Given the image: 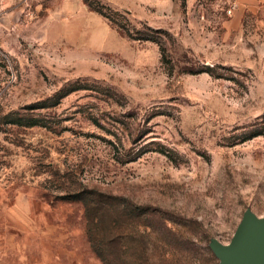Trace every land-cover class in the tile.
Returning <instances> with one entry per match:
<instances>
[{"label":"rangeland","instance_id":"1","mask_svg":"<svg viewBox=\"0 0 264 264\" xmlns=\"http://www.w3.org/2000/svg\"><path fill=\"white\" fill-rule=\"evenodd\" d=\"M89 190L117 197L102 222ZM246 210L264 217V0H0L8 261L218 264Z\"/></svg>","mask_w":264,"mask_h":264},{"label":"water","instance_id":"2","mask_svg":"<svg viewBox=\"0 0 264 264\" xmlns=\"http://www.w3.org/2000/svg\"><path fill=\"white\" fill-rule=\"evenodd\" d=\"M209 247L218 264H264V217L246 210L231 240L223 244L213 239Z\"/></svg>","mask_w":264,"mask_h":264},{"label":"trees","instance_id":"3","mask_svg":"<svg viewBox=\"0 0 264 264\" xmlns=\"http://www.w3.org/2000/svg\"><path fill=\"white\" fill-rule=\"evenodd\" d=\"M79 201L82 203L84 208V214L87 220H96L102 222L106 216V211L111 209L117 197L99 193L93 190L83 191L79 194ZM116 213L117 210H114Z\"/></svg>","mask_w":264,"mask_h":264},{"label":"crops","instance_id":"4","mask_svg":"<svg viewBox=\"0 0 264 264\" xmlns=\"http://www.w3.org/2000/svg\"><path fill=\"white\" fill-rule=\"evenodd\" d=\"M241 2H244L247 4L249 0H241ZM13 253H15V250H14V245H13L12 233H10V235H7V234H3L0 232V264H14L13 262L7 260L8 255L9 254L13 255ZM27 261L28 259L23 260V257H22L21 260H19L18 263L16 264H26Z\"/></svg>","mask_w":264,"mask_h":264},{"label":"built area","instance_id":"5","mask_svg":"<svg viewBox=\"0 0 264 264\" xmlns=\"http://www.w3.org/2000/svg\"><path fill=\"white\" fill-rule=\"evenodd\" d=\"M228 12L230 13L231 12V9H229Z\"/></svg>","mask_w":264,"mask_h":264}]
</instances>
